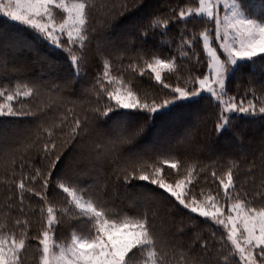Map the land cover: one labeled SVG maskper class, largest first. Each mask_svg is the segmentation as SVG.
Returning a JSON list of instances; mask_svg holds the SVG:
<instances>
[{
  "label": "snow or ice",
  "instance_id": "6c2138e0",
  "mask_svg": "<svg viewBox=\"0 0 264 264\" xmlns=\"http://www.w3.org/2000/svg\"><path fill=\"white\" fill-rule=\"evenodd\" d=\"M144 4V0H112L110 4L97 6L91 0H0V16L30 29L40 39L62 50L69 58L71 81L84 71L88 60V48L96 31V23L102 21L105 27H116L115 21ZM171 22L183 25L180 31V43L177 46L179 56L162 58L152 54L144 60L143 67L129 65L133 71L144 76L146 70L150 78L167 89L163 98L141 97L128 85L123 77L110 74V63L103 62V73L97 76L96 83L89 91L96 96V106L77 111L75 102L60 103L65 111L59 116V122L49 121L56 109L53 105L28 107L29 100L37 98L38 89L25 82L11 87L0 84V118H31L37 125L36 138L20 137L11 134L13 143L19 142L34 147L39 154V163L43 167H33L21 157L19 178L13 167L8 177L12 190L19 202V211L24 212V202L31 196L39 197L43 202L40 212L45 214V223L39 235L30 236L28 221L16 219L14 228L19 230H0V264H24L23 253L29 240L38 241L41 255L40 264H172L166 261L165 249L178 258L179 264H205L210 252L209 240L199 241L202 255H190L193 249L184 245L169 233L166 239L157 226L159 211L153 208L137 210L133 213L115 211L110 206L107 193L86 192L84 187L65 170L73 162L93 169L114 166L113 173L119 186L128 188L133 181L146 182L155 186L157 195L163 196L176 213L196 214L225 230L221 236L227 255L225 264H264V204L256 206V198L264 200V167L262 178L252 200L241 199L234 179V169L240 167L235 161H229V167L223 176L213 170L214 182L218 180L219 191L200 189L197 192L195 181L205 168L196 164L187 167L171 154V151L157 153L141 146V137L146 124L153 123L161 115L182 107H190L188 127L192 119L201 114L203 101L218 109L215 131L223 135L228 132L235 119L250 118L264 123V95L257 96L249 89L247 94L237 100L229 95L228 84L235 74L245 65L254 66L264 63V5L252 8L247 0H198L196 6L177 9L170 8ZM59 17V18H58ZM190 18L207 20L214 29L205 27L198 35H187ZM170 20L153 15L148 29L167 30ZM138 31H141L138 29ZM163 34V33H162ZM142 40L147 39V30H143ZM8 43L9 47H4ZM201 44L207 57V72L201 76L189 77L187 83L192 87L172 86L162 78V72H172L178 68L177 59L189 58V52L197 56L195 45ZM213 44L216 46L214 47ZM22 46V43L0 34V52ZM126 47V46H125ZM97 48V53H101ZM179 79V77H178ZM119 87L113 88V85ZM264 89V84L261 85ZM59 91V88L57 89ZM107 97V103H102ZM114 102V103H113ZM67 103H73L72 108ZM0 135V156L12 158L15 165L20 152L12 144L5 143ZM260 164L264 166V143L259 146ZM102 155V161L97 159ZM30 160L37 156L30 155ZM168 170L175 173L170 179ZM255 161L248 171L251 174ZM207 167V166H206ZM183 173V174H182ZM39 184L40 190L32 185ZM53 185L66 194V208L58 210L49 203V187ZM247 197V193H244ZM12 200V196H9ZM9 209L13 203H9ZM227 208V211L225 209ZM75 211H72V210ZM71 213L85 224L83 229L73 231L70 242H58L55 234L60 222L57 212ZM182 231V229L180 230ZM216 236L215 232L211 233Z\"/></svg>",
  "mask_w": 264,
  "mask_h": 264
},
{
  "label": "trees",
  "instance_id": "16d2710c",
  "mask_svg": "<svg viewBox=\"0 0 264 264\" xmlns=\"http://www.w3.org/2000/svg\"><path fill=\"white\" fill-rule=\"evenodd\" d=\"M91 2L100 6L110 4L112 0H91ZM197 3L198 0H144V4L139 9L116 19V27H105L102 21H98L88 48L86 67L79 77L71 81L70 87H65L66 82L72 78V69L66 53L40 39L25 26L0 16V34L22 43V46L0 52V84L10 85L13 88L20 82L34 85L38 89L37 98L29 100L27 106L35 109L53 105L56 110L48 119L56 120L57 123L59 116L65 111L60 103L65 98L66 101L75 102L77 111L96 106V96L89 90L96 83L97 76L103 73L104 60L110 63V74L117 78L123 77L125 81L130 80L131 84L128 86L136 90L141 97L147 95L149 99L163 98L169 90L163 89L162 85L150 78L147 70L144 76H140L139 71H133L129 65L143 67V60L140 57L149 60L152 54L160 55L162 58L179 56L177 46L180 43V31L183 25L171 22L172 14L169 9L175 8L178 12L181 8L196 6ZM247 3L252 8H258L264 5V0H247ZM153 15H160L161 19L170 20L168 29H157L155 32L148 29V23ZM205 27L214 29V24L207 20L190 18L188 28L191 31L187 35L189 37L193 34L198 35ZM143 30H147L146 41L140 38ZM4 47L8 48V43H5ZM98 47L102 50L100 54L97 53ZM195 52L199 54L200 63H197V56L189 52V58L177 59L176 70L162 72L165 82L172 86L179 84L182 87H192L190 83L186 84L188 78L201 76L207 72V57L201 44L195 45ZM262 84H264V63L257 62L254 66L245 65L228 84L229 95H235L239 100L248 93L247 99H252L248 91L251 88L255 90L257 96H262L264 95ZM115 87H119V84L113 85V88ZM102 103H107V97H104ZM67 107L72 108L73 103H67ZM200 108V116L193 118L188 127H185V124L192 111L190 107L176 109L161 115L153 123L146 124L145 132L141 137V146L155 150L157 153L171 151V154L181 160L185 167L196 164L198 169L205 168L195 181L197 192L200 189L206 191L211 189L213 192L219 191L222 195L223 190L219 187L218 180L214 182L211 172L215 170L218 176H223L229 167V161H235L240 165L239 168L234 169V179L237 183V191L241 193L240 198L252 200L255 193L261 191L259 184L262 178L261 169L264 166L260 164L259 146L264 143V123L247 117L235 119L230 130L220 135L215 131L218 113L216 106H208L205 100ZM36 131L37 125L31 118H0V135L6 138L5 143L20 149L15 165L12 158L0 156V230H16L19 234V230L14 228L16 219L28 221L30 236L39 235L44 227L45 214L40 212L43 202L39 197L31 196L25 200L24 212L21 213L12 185L8 182L13 167L17 169V179L19 178L21 157L33 167L44 166L38 162L39 154L34 147L19 142L13 143L11 139V134L14 132L19 133L20 137L31 136L35 139ZM30 155L37 156V159L30 160ZM97 159L102 161V155ZM253 161L256 166L250 174L248 169ZM113 167L93 169L81 165L77 158L76 162L65 170L84 187L86 192L107 193L106 198L110 206L117 212L133 213L145 208L158 210L157 226L166 239L169 233L174 234L175 239L184 245L185 249H193L190 255L196 257L203 254L199 241L209 240L210 252L205 257V264H225L223 256L217 255V251L227 255V249L231 245L222 246L221 236L226 234L222 227H217L196 214L189 215L187 210L176 213L175 216H168L167 213L173 209L163 196L156 194L155 186L142 181H133L128 188L120 187V182L115 179ZM165 169L170 173V179L175 178V173L168 170L166 165ZM32 186L40 190L39 184ZM245 192L247 197L244 196ZM9 196H12L11 201ZM47 198L58 210L67 207L66 194L53 185L49 187ZM9 203H13L11 209L8 207ZM254 203L256 206H261L264 200L256 198ZM57 216L60 220L55 228L58 242H70L73 231L85 227V224L71 213L64 214L58 211ZM212 232L216 233L215 237H212ZM165 251L168 253L165 257L166 261L179 264L178 258L174 259L170 250L165 249ZM40 255L38 241L30 239L23 253L24 264H40Z\"/></svg>",
  "mask_w": 264,
  "mask_h": 264
},
{
  "label": "rangeland",
  "instance_id": "374dc122",
  "mask_svg": "<svg viewBox=\"0 0 264 264\" xmlns=\"http://www.w3.org/2000/svg\"><path fill=\"white\" fill-rule=\"evenodd\" d=\"M59 18V17H58Z\"/></svg>",
  "mask_w": 264,
  "mask_h": 264
}]
</instances>
